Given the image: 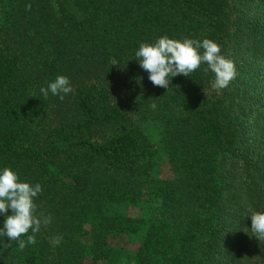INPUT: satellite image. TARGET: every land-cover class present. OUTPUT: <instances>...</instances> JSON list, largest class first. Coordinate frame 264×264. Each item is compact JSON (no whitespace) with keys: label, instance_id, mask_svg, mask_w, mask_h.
<instances>
[{"label":"trees","instance_id":"obj_1","mask_svg":"<svg viewBox=\"0 0 264 264\" xmlns=\"http://www.w3.org/2000/svg\"><path fill=\"white\" fill-rule=\"evenodd\" d=\"M162 36L212 40L236 78L154 86L135 52ZM58 75L74 92L45 98ZM5 167L51 223L0 237V264H264V0H0Z\"/></svg>","mask_w":264,"mask_h":264},{"label":"clouds","instance_id":"obj_2","mask_svg":"<svg viewBox=\"0 0 264 264\" xmlns=\"http://www.w3.org/2000/svg\"><path fill=\"white\" fill-rule=\"evenodd\" d=\"M25 8L31 10V4H26ZM220 53V46L209 39L200 41L185 38L180 41L162 36L154 45L141 43L135 57L140 67L149 74L148 79L154 86L167 90L171 77H189L201 65H207L204 72L210 70L214 74L211 87L220 91L227 88L237 76L234 62ZM72 92L74 89L69 78L63 75H58L46 88H40V93L45 98L51 93L63 100L64 95ZM151 107L155 109V103ZM41 191L39 183L30 185L21 182L18 174L8 167L0 171V214H6L8 209L12 212L11 215H6L3 228H0V237H7L9 242L16 241L20 250L26 245L35 244V234L40 231L41 226L51 223V216L37 214L34 198ZM250 218L254 236L259 241L264 240V213L252 212ZM30 230L32 234H29ZM24 236L27 237L26 241L21 238ZM61 240L62 236L57 235L53 237L52 244L59 245Z\"/></svg>","mask_w":264,"mask_h":264},{"label":"rangeland","instance_id":"obj_3","mask_svg":"<svg viewBox=\"0 0 264 264\" xmlns=\"http://www.w3.org/2000/svg\"><path fill=\"white\" fill-rule=\"evenodd\" d=\"M144 232V228L140 227L139 231H137V233H135L132 236H122L120 238H116L114 240V243L117 245H123V246H127L129 249H134L135 247H137L138 242L140 241L142 235Z\"/></svg>","mask_w":264,"mask_h":264}]
</instances>
